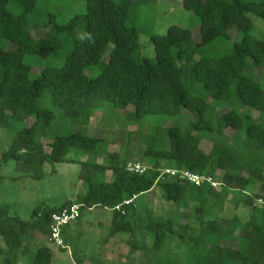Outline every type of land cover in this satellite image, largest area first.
Returning <instances> with one entry per match:
<instances>
[{"label": "trees", "instance_id": "obj_1", "mask_svg": "<svg viewBox=\"0 0 264 264\" xmlns=\"http://www.w3.org/2000/svg\"><path fill=\"white\" fill-rule=\"evenodd\" d=\"M56 1L0 0V169L12 162L22 178L42 181L46 165L56 172V164H76L86 190L61 205L35 207L30 220L0 205V264H17L16 250L26 258L33 249L30 264H52V217L73 204L81 206L76 223L85 209L112 211L110 237L128 234L132 248L135 232L145 229L155 252L169 237L185 243V264H264V40L251 35V15L264 19V0H181L197 29L173 25L165 35L138 26L141 10L158 0H86L85 12L65 23L57 20L63 9ZM142 34L153 58L142 54ZM27 56L50 61L35 65L32 78ZM87 67L100 71L91 77ZM107 105L127 120H152L148 131L142 123L135 134L129 129L126 143L128 154L147 159L145 174L128 172L136 159L108 151L109 143L90 132ZM134 143L140 147L129 150ZM166 170L220 186H196ZM156 188L167 212L150 210L139 224L130 214L135 202ZM211 199L242 207L246 220L209 218ZM161 260L169 264L160 254L151 264Z\"/></svg>", "mask_w": 264, "mask_h": 264}, {"label": "rangeland", "instance_id": "obj_2", "mask_svg": "<svg viewBox=\"0 0 264 264\" xmlns=\"http://www.w3.org/2000/svg\"><path fill=\"white\" fill-rule=\"evenodd\" d=\"M120 2L121 0H114ZM56 8H62L63 11L57 16L59 22L69 21L76 13H82L86 10V0H59L54 3ZM254 28L251 33L254 39L264 40V19L251 15ZM199 20L194 17L191 11L182 7L181 0H158L155 6L141 10L138 26L145 31L153 32L157 35H165L170 26L180 28L197 29ZM33 35L40 36L38 31L34 30ZM234 39L240 41L241 34L232 33ZM142 54L146 57L155 56L154 46L151 43L148 34H142L140 37ZM228 43L226 46L230 47ZM26 61L33 65L34 71L32 78L37 76L38 71L35 65L45 64L50 61L49 58L40 56H27ZM96 67H87L85 73L88 76H95L99 73ZM247 112V110H245ZM253 112V111H252ZM255 118L258 113L254 112ZM90 132L104 138L109 143L108 151L117 152L124 157L138 159L144 166H147V159H143L139 153H129L126 147L129 129L133 134L137 131L140 124L144 125V130H150L148 124L152 120L147 118L141 123L125 119L122 115L111 110L107 105L105 111L96 114L92 120ZM6 135L0 131V146L5 145ZM6 146V145H5ZM139 143H134L129 150H137ZM134 160V162H136ZM146 160V161H145ZM99 159V162H102ZM52 165H46V171L49 173L42 181H36L33 178L23 177L20 171L16 170L14 163L10 162L8 166L0 169V175L4 176V181L0 182V205L10 204L12 213L18 214L24 220H30L33 209L44 205H61L66 200L75 199L78 194L85 193L86 188L79 179L80 166L76 164H56V172H52ZM149 167V166H147ZM110 173H108V177ZM110 178V177H109ZM210 211L209 218L230 219L239 215L246 220L245 210L237 207L229 201L218 202L211 199L207 206ZM168 209L166 201L163 199V193L158 188L152 192L142 195L136 200L131 213L133 219L139 224H146L149 211L158 216L164 214ZM246 213V214H245ZM113 212L97 207L94 209H85L79 223H74L65 233L64 239L67 248L62 250L49 242V246L54 250V259L52 264H78L76 258L81 259L84 264L100 261L101 264H151L153 259L159 254L169 261V264H185L188 259L185 255L186 244L182 243L177 237H169L166 246L160 252L153 249L154 237L145 229H138L133 240L137 243V248H132L128 243L131 236L128 234H119L116 237H110L112 228L111 222ZM191 223L196 225L194 219ZM36 249L26 257H21L22 251H15L17 264H30L34 259ZM162 261V260H161ZM165 264V262H161Z\"/></svg>", "mask_w": 264, "mask_h": 264}, {"label": "built area", "instance_id": "obj_3", "mask_svg": "<svg viewBox=\"0 0 264 264\" xmlns=\"http://www.w3.org/2000/svg\"><path fill=\"white\" fill-rule=\"evenodd\" d=\"M126 170L133 174H145L148 167L144 166L140 162L130 161L127 163ZM165 173L171 174L174 177H178L181 180H186L196 186H200L202 183L207 182L212 185L213 188H218L219 183L215 182L210 177L198 176L188 171H175L166 170ZM264 204V201H259ZM131 201L124 202L125 205L130 204ZM117 211H121V206L116 208ZM81 216V206L73 204L69 207L63 208L52 217V223L50 225V243L57 248H67L65 240L63 239V229L74 224Z\"/></svg>", "mask_w": 264, "mask_h": 264}]
</instances>
